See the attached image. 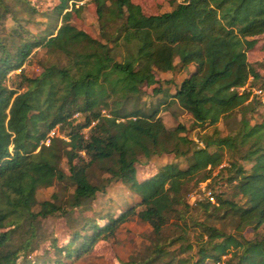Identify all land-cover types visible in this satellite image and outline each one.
Instances as JSON below:
<instances>
[{
  "label": "trees",
  "instance_id": "trees-1",
  "mask_svg": "<svg viewBox=\"0 0 264 264\" xmlns=\"http://www.w3.org/2000/svg\"><path fill=\"white\" fill-rule=\"evenodd\" d=\"M69 1L59 0L53 9L59 24L26 37L9 0H0V24L7 14L15 23L8 32L2 25L0 36V264H17L34 248L40 219L83 208L111 181L138 202L103 227L90 224L82 247L136 218L151 227L155 240L148 255L144 251L125 264H264V120L251 122L249 114L260 104L246 89L256 82L257 91L264 88V77L246 56L254 37L264 34V0L171 1L169 11L155 15L143 14L132 0H92L98 39L70 23ZM11 2L34 12L26 0ZM37 48L59 63L42 66L35 77L19 73L14 82L10 72ZM189 66L192 71L173 93L155 87L154 71ZM145 86L190 115L203 132L197 142L182 135L180 125L166 128L157 107L145 109L140 102ZM219 123L227 126L225 136ZM224 152L231 161L218 174L225 173L232 195H211L213 203L195 204L205 219L191 221L199 233L189 245L183 241L191 229L190 206L183 195L213 178ZM160 155L181 158L186 166L166 164L137 181L138 156ZM94 170L108 177L94 183ZM55 184L60 190L38 202L37 191ZM208 218H230L236 231L250 228L254 236L227 234ZM171 219L176 235L163 240ZM77 239L75 234L67 246ZM175 244L184 251L194 248L195 259L175 258L169 250Z\"/></svg>",
  "mask_w": 264,
  "mask_h": 264
},
{
  "label": "rangeland",
  "instance_id": "rangeland-1",
  "mask_svg": "<svg viewBox=\"0 0 264 264\" xmlns=\"http://www.w3.org/2000/svg\"><path fill=\"white\" fill-rule=\"evenodd\" d=\"M26 1L34 8V12L31 14L23 12L20 8L21 4H12L11 0L8 2L14 9V14L17 15L19 24L28 32L24 33L26 37H29V35L32 37H36L37 35L41 36L43 35L42 32L47 28L59 24L60 16L53 11L54 7L59 3V0ZM171 1L180 2L182 0H132L134 4L140 6L145 15H155L169 11ZM67 10L71 12L70 23L72 25L83 30L95 39L99 38L95 7L92 0H71L68 3ZM2 25L7 32L15 27V23L12 22L10 14L5 15L1 19L0 36L2 35ZM254 41V46L246 53L247 61L264 77V34L254 37ZM58 61V58L47 54L43 48H37L28 56L20 69L10 72L9 75L14 82L17 80L16 78L19 73L27 77H35L42 71V66L44 67L53 62L59 63ZM192 68V66H189L186 70L179 71L176 69L171 72L154 71V78L157 80L155 87H160L173 93L179 83L190 74ZM259 85L260 82H256L252 85L249 83L246 86V89L253 91V94L256 96L255 99L260 104L255 113L249 114L252 123L264 120V88L262 93H255ZM143 90L144 95L141 97L140 102L145 104V109L157 107L159 110L158 116L166 128L173 129L177 125H180L185 130L182 135H185L195 142L198 141L197 135L203 132L193 124L192 118L187 112L183 111L169 99L165 100L163 96L153 94L152 87L145 86ZM217 127L221 135L225 136L227 126L219 123ZM207 131L209 132L210 130ZM56 133L55 130L51 135H56ZM230 161V154L224 152L221 165L214 169L212 173L213 178L199 183L196 187L189 186L184 193L183 199L190 206V209L186 212V223L191 229L188 230V236L183 242L194 245L199 230L191 225V221H203L205 219V216L200 213L198 207L195 205L197 202L208 199L213 203L211 195H221L224 198L231 197L232 188L224 181L226 177L225 173L222 175L218 174L219 169L227 167ZM239 163L245 169L250 168V164L246 162ZM166 164H175L180 168H185L186 166L183 159L175 158L172 155L151 156L150 158L138 156V161L135 164L137 181H142L156 174ZM60 167L67 175V166L64 160L61 161ZM102 177H108V175L102 174L99 170L92 172V181L94 183H98ZM60 186L59 184H55L48 188L39 189L36 193L37 201L49 200L52 193L60 190ZM68 188L71 192L72 187L69 186ZM136 202H138L137 197L127 190L125 186L117 181L109 182L83 208L68 210L66 216L55 214L40 219L37 225V244L17 264H125L129 258H138L144 251L145 256L148 255L150 251L149 245L153 243L155 236L152 234L151 227L148 224L136 218L118 226L112 235L102 236L88 246L87 244L86 246H81L83 243L82 237H85V235L89 237L91 235L88 229L90 224L95 223L103 227L107 224L108 219L117 218L127 207L133 206ZM34 210H37V206L34 207ZM173 221L171 219L164 229L163 240H169L176 235L177 229H174L171 224ZM208 222L230 235L240 234L245 239H251L254 236L250 228L236 231L235 223L230 218H225L221 222L213 218H208ZM259 233L262 234L260 230ZM75 234L78 235V239L73 241L68 247V242L74 239ZM179 246V244H175L169 248L175 255V258L195 259L194 248L184 251ZM207 264L218 263L207 262Z\"/></svg>",
  "mask_w": 264,
  "mask_h": 264
},
{
  "label": "built area",
  "instance_id": "built-area-1",
  "mask_svg": "<svg viewBox=\"0 0 264 264\" xmlns=\"http://www.w3.org/2000/svg\"><path fill=\"white\" fill-rule=\"evenodd\" d=\"M255 93H260L259 91H255ZM79 117V113H75L74 115H73V118H78ZM52 134V132L49 134V136H52L51 135ZM48 142H49V140H48V138L44 141V144H48Z\"/></svg>",
  "mask_w": 264,
  "mask_h": 264
}]
</instances>
